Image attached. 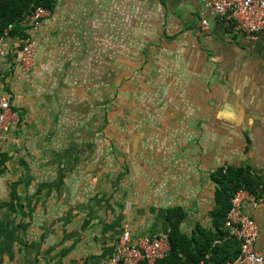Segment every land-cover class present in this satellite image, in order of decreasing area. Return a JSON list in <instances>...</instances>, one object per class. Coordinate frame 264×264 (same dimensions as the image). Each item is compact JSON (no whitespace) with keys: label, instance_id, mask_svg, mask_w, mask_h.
I'll list each match as a JSON object with an SVG mask.
<instances>
[{"label":"crops","instance_id":"0c3cea01","mask_svg":"<svg viewBox=\"0 0 264 264\" xmlns=\"http://www.w3.org/2000/svg\"><path fill=\"white\" fill-rule=\"evenodd\" d=\"M207 1L55 0L29 32L43 54L84 58L66 65L68 95L8 90L17 123L0 141V264H90L123 221L133 237L168 232L171 207L184 212L180 232L212 229L210 174L225 166L262 179L243 210L264 252V32L215 18L202 28Z\"/></svg>","mask_w":264,"mask_h":264},{"label":"built area","instance_id":"2783aa9c","mask_svg":"<svg viewBox=\"0 0 264 264\" xmlns=\"http://www.w3.org/2000/svg\"><path fill=\"white\" fill-rule=\"evenodd\" d=\"M206 16L199 21L202 28L208 25V18L231 22L233 30L253 36L264 32V0H208L204 4ZM50 11L42 6L34 7L23 16L21 25H28L29 31L36 30L48 17ZM13 27L8 24L0 34V61L9 54L14 56V67L19 73L29 71L35 60V43L31 35L18 38V43L6 46ZM16 37V36H15ZM17 38V37H16ZM17 123V114L10 107L9 94L0 91V141L7 131ZM259 197L246 189L236 190L229 200V207L223 218L228 234L239 242L238 252L227 264H264V252L255 248L259 228L255 220L243 210V205L255 207ZM169 249L167 231L153 236L133 237L128 224H123L116 236L110 254L90 264H153L164 257Z\"/></svg>","mask_w":264,"mask_h":264},{"label":"trees","instance_id":"16d2710c","mask_svg":"<svg viewBox=\"0 0 264 264\" xmlns=\"http://www.w3.org/2000/svg\"><path fill=\"white\" fill-rule=\"evenodd\" d=\"M55 0H0V34L8 25L10 36H22L20 21L34 7L42 6L49 11ZM216 188L215 206L210 212L212 229L196 224L189 235L179 230L184 217L180 207H171L166 211L169 224L167 254L153 264H227L238 252L239 242L224 227L223 218L229 207L232 194L238 189H246L260 197L262 179L245 167H218L210 174Z\"/></svg>","mask_w":264,"mask_h":264},{"label":"rangeland","instance_id":"374dc122","mask_svg":"<svg viewBox=\"0 0 264 264\" xmlns=\"http://www.w3.org/2000/svg\"><path fill=\"white\" fill-rule=\"evenodd\" d=\"M29 26L28 25H21V30L20 32H23L25 35L29 34ZM34 31V30H32ZM31 31V32H32ZM32 34V33H31ZM34 33L32 34V36ZM15 37V36H14ZM19 39L22 38V36H16ZM63 42V41H62ZM61 42V43H62ZM35 43V41H34ZM64 47H66V42H63L62 44ZM67 56V55H60V56H53L51 53L43 54L40 49L38 51L37 45L35 48V62L37 64V67L39 69L34 68L32 71L26 72V73H18L16 71H13V69L6 68L8 65V62H11L14 57L9 55V57H6L4 60L0 62V91L4 90L8 92V90H16L19 86L20 83H25L27 82L32 87L34 92H39L42 87V92H46L47 94L51 95V91L53 90H59V93L61 96L63 95H68L67 92V81H65L68 78V70H67V63L69 61H74V59L79 62L83 61L84 56ZM57 58L60 59V69H56V64H57ZM39 64L44 65V68H41ZM65 66H64V65ZM83 67V65H79ZM80 75L84 74V71H79L78 72ZM61 76V80L59 81L57 76ZM39 85L41 87H39ZM16 88V89H15ZM17 93V92H15ZM93 109V107H92ZM94 111V110H93ZM92 112V111H91ZM63 126L67 125V120H65L62 124ZM108 152L111 151V147H109ZM113 154V152H112ZM126 205V204H125ZM127 224L128 222L123 221L121 228L123 224ZM120 228V229H121Z\"/></svg>","mask_w":264,"mask_h":264}]
</instances>
